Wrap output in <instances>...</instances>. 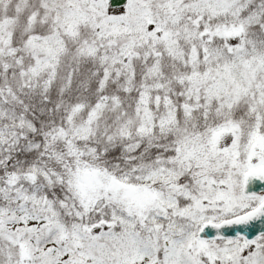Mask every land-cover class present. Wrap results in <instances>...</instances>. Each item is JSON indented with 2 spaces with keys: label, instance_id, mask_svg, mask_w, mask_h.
<instances>
[{
  "label": "snow or ice",
  "instance_id": "6c2138e0",
  "mask_svg": "<svg viewBox=\"0 0 264 264\" xmlns=\"http://www.w3.org/2000/svg\"><path fill=\"white\" fill-rule=\"evenodd\" d=\"M0 264H264V0H0Z\"/></svg>",
  "mask_w": 264,
  "mask_h": 264
}]
</instances>
